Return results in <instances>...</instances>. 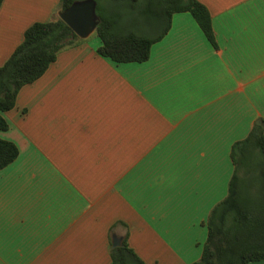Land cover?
I'll list each match as a JSON object with an SVG mask.
<instances>
[{
    "label": "crops",
    "instance_id": "obj_1",
    "mask_svg": "<svg viewBox=\"0 0 264 264\" xmlns=\"http://www.w3.org/2000/svg\"><path fill=\"white\" fill-rule=\"evenodd\" d=\"M60 1L3 0L0 67ZM197 1L215 45L187 12L141 63L104 58L94 32L0 112L18 149L0 170V264H111L123 243L142 264L200 260L232 144L264 128V0Z\"/></svg>",
    "mask_w": 264,
    "mask_h": 264
},
{
    "label": "trees",
    "instance_id": "obj_2",
    "mask_svg": "<svg viewBox=\"0 0 264 264\" xmlns=\"http://www.w3.org/2000/svg\"><path fill=\"white\" fill-rule=\"evenodd\" d=\"M77 0H61L63 11ZM100 22L95 34L98 54L116 63H141L151 46L169 30L172 16L190 13L215 45L211 17L197 0H95ZM3 0H0V7ZM82 40L62 20L36 22L0 67V112L15 106L19 90L38 80L60 51ZM8 124L0 116V130ZM18 155L16 145L0 138V170ZM233 174L228 194L209 213L207 239L194 264H249L264 260V128L254 125L246 138L232 144ZM142 264L126 244L111 250V264Z\"/></svg>",
    "mask_w": 264,
    "mask_h": 264
},
{
    "label": "water",
    "instance_id": "obj_3",
    "mask_svg": "<svg viewBox=\"0 0 264 264\" xmlns=\"http://www.w3.org/2000/svg\"><path fill=\"white\" fill-rule=\"evenodd\" d=\"M96 7L95 0H77L67 9L60 11L58 18L68 25L80 39H86L95 32L100 22ZM257 124L260 122L257 121ZM119 245L120 241L113 238L112 247Z\"/></svg>",
    "mask_w": 264,
    "mask_h": 264
},
{
    "label": "rangeland",
    "instance_id": "obj_4",
    "mask_svg": "<svg viewBox=\"0 0 264 264\" xmlns=\"http://www.w3.org/2000/svg\"><path fill=\"white\" fill-rule=\"evenodd\" d=\"M93 35H95V34H93Z\"/></svg>",
    "mask_w": 264,
    "mask_h": 264
}]
</instances>
